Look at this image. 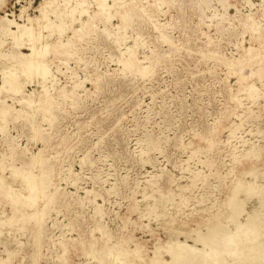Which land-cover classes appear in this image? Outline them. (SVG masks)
<instances>
[{"label":"rangeland","instance_id":"rangeland-1","mask_svg":"<svg viewBox=\"0 0 264 264\" xmlns=\"http://www.w3.org/2000/svg\"><path fill=\"white\" fill-rule=\"evenodd\" d=\"M80 1L55 4L70 25L61 35L44 28L43 0L0 3V17L29 24L17 17L26 7L36 45L51 49L48 74L20 76L36 107L0 94L10 110L0 123V264H130L115 255L136 247L169 260L175 237L207 250V264H264V0H107L106 10ZM0 39L3 54L29 53ZM130 54L138 70L120 62ZM43 93L54 97L49 116ZM14 172L35 179V204ZM248 216L253 239L223 245L208 230L217 219L236 238Z\"/></svg>","mask_w":264,"mask_h":264},{"label":"bare ground","instance_id":"bare-ground-1","mask_svg":"<svg viewBox=\"0 0 264 264\" xmlns=\"http://www.w3.org/2000/svg\"><path fill=\"white\" fill-rule=\"evenodd\" d=\"M4 1L5 0H0V3L4 4ZM94 1H95V3H97L99 8H101V9L106 10V9H109V7H110L106 3L107 0H94ZM113 1H114L113 2L114 5H121L124 8L127 7L128 5H130L129 2H126L124 0H113ZM116 1L119 4L116 3ZM57 2H58V0H43V2L40 3V5H39V9H38L39 11L38 12L41 13L42 16L44 15V17H45L44 20H46V22H45L46 25L44 26V28L51 31L55 26H57L58 32L61 35L66 30V28H70V25H67L66 23H64V21H62L61 18H63V14L58 9V5L55 6V4ZM80 2L82 3V5L83 4L86 5L84 0H81ZM25 8H22L21 10L19 9L20 13L17 17L19 20L25 18L29 24L18 23L15 19L7 18L6 15L5 16L2 15L3 17H0V35H3V36L10 38L16 46L20 47V46L26 45L28 47V50H29V53L19 52V53H15V55L12 53L3 54L0 52V58L3 57L2 59H6L9 61L8 69L0 68V74L2 76V78L0 79V81H1L0 94L3 92L10 93L12 95V96H9L10 98H12L14 96H19V99L17 98L16 100L18 101V103L21 104V107L24 106V107H31L32 108V107H36L37 101L31 100V98L29 97L30 93L24 94V91L22 90L23 86L21 84L22 81L20 79V76L22 74L24 77L30 78L35 72L37 73L39 70L42 71L40 73H42L43 75L48 74L49 71L47 68H48L49 62L46 60V57H47V55L51 49H50V44H48V43H45V44L42 43L39 46L36 45V43L39 42L41 38H39V35H37L36 33H33L34 29L32 28L33 26L30 24L32 22V19H30L29 16H27ZM81 10H82L81 13H85L87 11L86 8H83V9L81 8ZM75 11H77V9L75 7L71 8L69 10V15H73V13ZM130 11L131 10H129V12H126V10H125L123 12V14L120 15L121 21L124 20L123 22H125V21L130 19V17H131ZM48 15L49 16L54 15L55 19H57L58 22L56 23V22L52 21ZM80 22H82V21L80 20ZM88 26H89V24L87 25L86 23L85 24L81 23L79 29H72L73 34L75 35L77 32H80L83 29L85 31L86 27L88 29ZM24 39H26V41L28 43H23ZM3 42L4 41H2L0 39V46L3 44ZM69 46H70L69 41L66 43H63V42L57 43V47L64 49V50L66 48H68ZM129 56H130L129 59H126V60L124 59V60L120 61L123 64V67L125 69H129V70H138L139 68H137V65L133 61L131 54ZM53 81L54 80H51L48 83L51 85H54L55 82H53ZM39 83L41 84L42 82H39ZM54 89H55V87L52 88V90H54ZM61 90L62 89H60V92H61ZM41 96H39V98H41ZM45 96H46L45 93H43V97H45ZM61 96H63L65 98L68 96V94L67 93L65 95L62 94ZM53 100H54L53 96H51L49 99H48V97L46 98L45 106H43L44 108L41 110V112L43 114L49 116L51 109H52ZM43 103H44V101H43ZM2 105L3 104L0 103V112H1L0 123H4L8 120V115L10 112L7 104H6L7 107L2 106ZM31 108H30V110H31ZM37 109H39V108H37ZM35 163H37V161H35ZM0 169L3 170L2 167H0ZM14 173H16V172H14ZM15 176H18L21 178V181L23 182V185H24V189L28 190V195L26 198H24V200L27 201V204H31V205L35 204L37 199H38L37 197H39L38 196L39 188L36 189L35 179L30 174H28L27 172L16 173ZM250 184L251 183L249 182L242 189H244L245 192H251L252 190H255L254 188H252V186ZM0 187H4L5 189L8 188V187H6V184L3 181V179H0ZM238 188H240V187H238ZM238 188L231 191L232 193H230V195L227 197L226 203L228 205L231 204L232 202H234L235 195L237 193ZM6 194L9 197H13L12 196L13 194H11L10 192H7ZM262 195L264 197V191L262 192ZM17 198H18V196H14V198H12L14 205L17 204V201H18ZM235 209H238V205L235 207ZM227 218H231V216H228ZM254 218L255 217L248 216L245 219L244 224H241V222L235 223L234 228H235V237L236 238H233V239L228 238V234H227L226 230L218 224L217 219L214 222H212V224L210 223L211 228L208 230L215 232L216 235H218L219 239L217 240V243L219 242L220 244L224 245L225 243L235 242L236 244H238L237 239L239 240L241 238H244L245 236H247L249 234L254 235L252 237V239L255 237L259 226L257 228H255L256 223L254 224V222H253ZM195 241H199V242H202L204 245L211 246L212 252H213V249H216V246H212V244H210V242L202 235H197V238ZM163 250H166V253L168 254L169 260H165L161 256V254H158L161 250H158L157 252L154 251L153 256L150 258H147L142 253H140L138 251L137 247L134 248L133 250H130V251L129 250L125 251V252L119 251L115 255V257L119 258L121 260L126 259L129 256L135 258L136 261H132L130 264H207V262L209 260H213V256L208 254L207 250L205 253H201L199 251H194L191 248H189L185 244V242L180 243L176 237L174 239L172 238V239H169L168 241H166V246ZM191 255H192V257H191ZM145 260L147 263L145 262Z\"/></svg>","mask_w":264,"mask_h":264}]
</instances>
